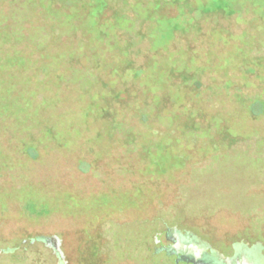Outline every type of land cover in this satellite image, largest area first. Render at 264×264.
Masks as SVG:
<instances>
[{"label": "rangeland", "instance_id": "374dc122", "mask_svg": "<svg viewBox=\"0 0 264 264\" xmlns=\"http://www.w3.org/2000/svg\"><path fill=\"white\" fill-rule=\"evenodd\" d=\"M130 213L264 247V0H0V264Z\"/></svg>", "mask_w": 264, "mask_h": 264}, {"label": "flooded vegetation", "instance_id": "af4514ba", "mask_svg": "<svg viewBox=\"0 0 264 264\" xmlns=\"http://www.w3.org/2000/svg\"><path fill=\"white\" fill-rule=\"evenodd\" d=\"M83 221L78 229L66 231L61 237L39 236L54 264H264V247L258 242L240 240L221 248L180 225L161 229L153 225L147 230L145 213H130L118 224L139 222L131 232L128 248L126 242L125 246L124 243L115 246L99 229L101 221L85 227ZM27 247L24 246V252ZM16 251L17 247L1 252L14 254Z\"/></svg>", "mask_w": 264, "mask_h": 264}, {"label": "water", "instance_id": "95a60500", "mask_svg": "<svg viewBox=\"0 0 264 264\" xmlns=\"http://www.w3.org/2000/svg\"><path fill=\"white\" fill-rule=\"evenodd\" d=\"M36 241H38V242H42V239H38V240H36Z\"/></svg>", "mask_w": 264, "mask_h": 264}, {"label": "trees", "instance_id": "16d2710c", "mask_svg": "<svg viewBox=\"0 0 264 264\" xmlns=\"http://www.w3.org/2000/svg\"><path fill=\"white\" fill-rule=\"evenodd\" d=\"M28 150H32V148H29Z\"/></svg>", "mask_w": 264, "mask_h": 264}]
</instances>
